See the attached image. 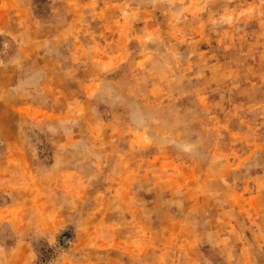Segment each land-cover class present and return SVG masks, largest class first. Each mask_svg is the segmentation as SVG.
<instances>
[{
  "label": "rangeland",
  "instance_id": "obj_1",
  "mask_svg": "<svg viewBox=\"0 0 264 264\" xmlns=\"http://www.w3.org/2000/svg\"><path fill=\"white\" fill-rule=\"evenodd\" d=\"M0 264H264V0H0Z\"/></svg>",
  "mask_w": 264,
  "mask_h": 264
}]
</instances>
